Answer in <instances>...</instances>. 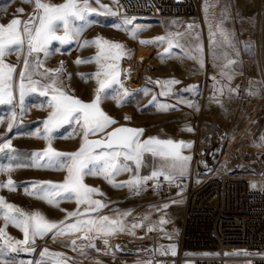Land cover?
Masks as SVG:
<instances>
[{
  "label": "rangeland",
  "instance_id": "1",
  "mask_svg": "<svg viewBox=\"0 0 264 264\" xmlns=\"http://www.w3.org/2000/svg\"><path fill=\"white\" fill-rule=\"evenodd\" d=\"M42 2L60 5L66 0ZM199 3L204 24L173 19H122L113 15L114 6L107 0H88L91 10L84 13L83 20H72L67 41H52L48 45L47 55L44 51L29 55L26 37L22 47L10 45L6 49L3 64L13 66L15 70L8 80L7 67L4 68L5 103H0V120L3 121L0 123V144L7 143L9 146L0 150V185H3L0 186V197L4 198V205L11 204L14 207L8 209L0 205V229H3V236H0V264H149L144 247H137L129 241L132 229L148 224H154L163 231L165 240L160 243L161 246L171 251L169 254H176L186 206V191L163 198L147 195L143 190L144 184L138 193L134 188L103 184L106 188L100 190L103 195L92 194L93 199L107 205L98 212H85L88 205H78L75 196L70 199L57 197L59 203L54 206L35 195L37 188H51L42 183L43 179L47 180L43 182H57L55 178H65L67 175L57 170L52 163L44 165L36 160L15 158L20 152L13 149L17 143L12 141V136L13 132L16 136L27 132L32 124V114L37 110L44 112L49 97L58 94L52 91L53 88L65 94H84L95 90L102 78L109 85L115 84L114 88L119 87L125 96L119 98L116 94L113 99L132 103L138 112L146 109L148 115L156 116L152 120L157 122L159 129L161 126L165 129L168 125V129L175 135L178 132L186 135L191 144V160L197 129L201 127L202 130H208L216 126L226 136L214 175L228 174L247 178L251 187L264 188L263 0H199ZM20 8L24 9L23 13L17 11ZM33 14L34 3L0 0V24L6 26L13 18L19 19L21 24L18 29L22 36L24 24ZM220 29L224 30L227 40ZM56 35H64L63 24L60 22H57ZM97 37L101 38L99 45L85 44V41L91 42ZM157 37L164 39H155ZM105 40L119 43L123 47L112 48L111 43H104ZM139 44L152 48L155 57L153 54L151 56L156 64L151 80L148 81L150 85L139 89V92H131L121 82L123 60H142L146 52L137 53L140 50L137 48ZM72 53L75 56L71 58ZM97 56L99 62L93 59L91 62L76 63L77 60ZM25 58L28 60L27 70L24 68ZM55 69L59 71H49ZM98 71L101 75L96 77ZM21 72L25 73L23 102L20 100ZM113 72L116 73L115 81L110 82ZM157 80H176L179 83L162 88L156 84ZM31 88H35V91H31ZM9 92L11 102H8ZM43 92H47V95H42ZM162 92L166 94L161 95ZM9 123L13 125L10 131ZM28 178H36L35 187L34 182L25 181ZM9 180L12 185H8ZM84 184L92 187V184ZM165 204L168 207L165 208ZM17 209L27 216L39 212L45 220L56 222L58 228H66L77 219H98L106 215L121 221L125 230L104 235L97 233L94 228L88 231V227L82 225L80 231L58 236L66 240L63 242L51 241L56 231L53 229L42 238L35 237L34 243L29 241L27 244H17L16 241L24 240L23 232L11 220L4 219L5 213L23 219ZM74 211H78L77 216L67 217V213ZM125 212L130 214L121 215ZM161 219L167 222L161 224ZM61 221L64 223H59ZM133 224L141 226L133 228ZM84 236L90 239L83 240ZM98 238L110 241L114 253L109 250V254L107 251H99L95 244ZM71 240H76L75 250ZM12 247L17 250L12 251ZM128 247L130 250H125ZM44 249L48 251L44 252ZM139 250H143V254H137Z\"/></svg>",
  "mask_w": 264,
  "mask_h": 264
},
{
  "label": "snow or ice",
  "instance_id": "2",
  "mask_svg": "<svg viewBox=\"0 0 264 264\" xmlns=\"http://www.w3.org/2000/svg\"><path fill=\"white\" fill-rule=\"evenodd\" d=\"M23 3H34V14L30 15L28 21L24 24L23 27V36L21 35L18 26L21 24V21L17 18H13L8 25L0 24V103H5L4 91H5V73L4 68L7 67L8 76L7 79H11V73L14 72V67L11 65L5 66L3 64V57L5 55L6 49L10 45H16L18 48L22 47L26 37L27 45L29 50V55L33 52L44 51L47 55L48 45L54 41L58 40L61 42L67 41L69 37L70 25L72 20H83L84 13L90 11L88 0H66L65 3L60 5H53L49 3H43L42 0H22ZM99 2V0H97ZM205 10H207V5ZM20 13H23L24 9L20 8L17 10ZM38 20V25L36 21ZM57 22L63 24L64 35L58 36L57 32ZM192 27V25H189ZM222 34L224 33L223 29H220ZM227 40V36L225 34ZM155 39L163 40L164 37H157ZM101 38L97 37L94 41H85V44L95 43L99 45ZM105 44L111 42L104 41ZM141 43H147V41H141ZM111 47L115 49H121L123 46L119 43H111ZM117 59L119 54H117ZM93 59L99 62V56L94 58H88L87 60H77L76 63H85L91 62ZM232 63V61H229ZM114 67V66H112ZM24 68H28V60H24ZM49 71H59V69L49 70ZM101 72L95 73L96 77H99ZM108 75V73H105ZM112 81H115L116 73L112 74ZM21 84H20V100L23 102L25 95V73H20ZM84 78V77H82ZM31 80V77H28ZM230 79V77H229ZM99 88L96 90L95 98L90 103H84L79 99H76L72 96L66 95L63 91L53 88V92H58V95L52 96L51 104L53 111L50 113L47 120L44 121L45 129L47 132L51 131V128L69 122L70 118L83 120L84 125V143L81 147L74 153H62L55 151L48 147L44 155H49L54 157H67V162L58 161L60 169L66 168L68 175L65 177L63 182H42L48 184L51 188H37L35 195L38 198L47 201L50 205L57 206L59 201L57 197L62 198H71L75 196L76 202L78 205L87 204L88 208L85 209V212H98L101 208L106 207L107 205L102 203L100 200L92 198V194L99 193V189L90 187L83 183V176L85 174H100L114 187H124L128 186L130 189H135L137 193L140 190L141 182L147 183L149 180H153L159 176H163L166 181L172 182L177 178V176L183 177L187 169V162L191 160L190 156L181 155L179 149L181 147H190V143L184 141H173L171 139L161 140L157 137H149L146 140L141 141L139 139L140 135L143 133V129H131V128H117L112 132L107 133V137L104 140H95L89 141L87 139L88 135L104 132L108 125L114 124L115 120L109 117L104 113L100 107L99 102L101 99L100 93L105 88V81H98ZM179 83L176 80H167L160 81L157 80L156 84L160 85L162 88L167 87L172 84ZM10 87V85H8ZM46 87H51L47 85ZM195 87V86H192ZM31 91H35V88H31ZM190 89H185L184 91H189ZM42 95H47V92L41 93ZM166 94L162 92L161 95ZM9 101L11 102V92L8 93ZM153 97V101H155ZM15 116V113H13ZM128 119V117H125ZM0 123H3L0 120ZM13 125L9 123V131L12 129ZM191 131V129H188ZM264 139V138H262ZM9 144H0V150H3L5 147H8ZM97 148H102L103 150L96 152ZM145 153H150L152 156L160 157L163 163L160 166L159 170H153L150 176L144 177H134L129 181H124L119 184L114 183L113 175L118 174L120 171H130V167L127 163L121 164L118 166V160L120 157H123L124 161L134 162L136 170L138 171L143 163V157ZM35 155L39 156V153ZM102 162V163H101ZM100 165L97 167V165ZM92 165V168L89 166ZM85 169H88V173L85 172ZM166 169L167 171H165ZM59 170V169H58ZM8 185H12V181H8ZM3 186V185H0ZM36 182H34V187ZM255 186V185H254ZM27 192V189H26ZM67 194V196H65ZM0 205H4V198L0 197ZM8 209H12L14 206L11 204L4 205ZM164 207H168L167 204ZM20 212L19 209H17ZM62 211H66L63 210ZM130 213L125 212L121 215L127 216ZM23 219H17L15 216H9L7 213L4 215L5 221L11 220L17 228H20L24 234L23 241H16L17 244H27L29 241L32 243L35 242V237H43L46 233L52 232L53 229H56L53 232V238L56 236L65 235L67 232L80 231L81 226H87L88 231H92L93 228L97 233H103L104 235H111L117 231H124V226L121 221L110 219L109 216H101L97 218H90L87 220L77 219L75 223L68 224L66 228H58L56 222H49L44 219V217L39 213L35 212L31 216H27L25 213L20 212ZM78 215V211L67 213V217H75ZM83 215V213H80ZM147 219V217H145ZM167 221L161 219L160 223H166ZM63 224L64 222H59ZM7 226V225H5ZM141 225L133 224L132 227H139ZM152 228H149V231H152ZM0 236H3V229H0ZM83 239H90L88 236L82 237ZM104 244L107 245L108 241L104 240ZM73 250H75L76 240L71 241ZM90 246L95 247L94 244ZM11 247V245H10ZM15 247H12V251H16ZM27 250V249H25ZM47 249H44V252H47ZM43 255V253H42ZM56 255H61L57 253Z\"/></svg>",
  "mask_w": 264,
  "mask_h": 264
},
{
  "label": "built area",
  "instance_id": "3",
  "mask_svg": "<svg viewBox=\"0 0 264 264\" xmlns=\"http://www.w3.org/2000/svg\"><path fill=\"white\" fill-rule=\"evenodd\" d=\"M107 1L113 4V15L118 18L204 24L199 0ZM225 136L216 126L208 130L199 127L186 180L169 182L157 177L145 184L147 195L163 198L186 191L174 256L161 246L165 235L154 224L131 230L129 241L144 247L149 264H264V188L251 187L247 178L214 175Z\"/></svg>",
  "mask_w": 264,
  "mask_h": 264
},
{
  "label": "crops",
  "instance_id": "4",
  "mask_svg": "<svg viewBox=\"0 0 264 264\" xmlns=\"http://www.w3.org/2000/svg\"><path fill=\"white\" fill-rule=\"evenodd\" d=\"M140 50L137 52L139 54L142 53V51H145L146 55H152L155 57L152 48L147 47L143 44H139L138 47ZM143 57V58H144ZM142 58V57H141ZM142 58V59H143ZM141 60V59H140ZM139 60V61H140ZM139 61L134 60H123V67L126 62H133L138 63ZM159 62V61H158ZM160 66V63H159ZM158 66V68H159ZM157 68V69H158ZM101 81H104L102 78ZM96 89L93 90L90 93H66V95L72 96L76 99H79L80 101L84 103H90L93 101L96 95V90L99 88V83H97V86H95ZM115 84L109 85V83H106L105 88L101 91L100 96V102L99 107L100 109L106 113L109 117L113 118L115 120L114 124L108 125L104 132L96 133V134H89L87 139L89 141H95V140H104L107 137V133L112 132L114 129L117 128H131V129H143V133L140 135L139 139L141 141L146 140L149 137H157L161 140H167L171 139L173 141L179 142L184 141L186 143H190L188 137L184 135L182 132L176 133V135L173 133V131L169 130L168 128L170 126L166 125L165 129L161 126L159 129L157 122L153 121L152 118H156V116L148 115L146 112V109L138 112L135 110L132 103H129L127 101L122 100H115L112 97L114 95L125 96V92L121 91L119 87L114 88ZM133 92V91H131ZM139 92V91H137ZM58 95V94H56ZM133 95V94H132ZM132 95H129V97H133ZM50 96V95H48ZM51 95L46 102L45 110L44 112L41 110H37V112H34L31 116L32 124L29 126L27 132L19 133V139L16 137V133L12 136V141L16 142L17 144L13 146V149H15L17 152H20V155L14 156L15 158H23L25 160H36L39 164H51L58 170H61L66 174L64 169H60V165L58 161H64L67 162V157H54L49 155H44L45 151L48 149L49 146H51L52 149L55 151H59L62 153H74L76 152L81 145L84 143V125L83 120L79 119V122H77V119L70 118L69 122L62 123L59 125H56L51 128L50 132H47L45 129L44 121L48 119L50 113L53 111V108L51 107V104L54 103L52 101ZM46 97V96H45ZM148 107V106H147ZM125 117H128V119H125ZM26 130V129H25ZM21 143V145L19 144ZM191 145V144H190ZM103 150L102 148H97L96 152H99ZM181 155L184 156H190L191 157V148L190 147H181L179 149ZM36 153H39V156L35 155ZM102 163V162H101ZM127 163L130 167V171H120L118 174L113 175V181L114 183H121L124 181H129L133 179L134 177H144V176H150L151 172L153 170H159L161 164L163 161L160 157L152 156L150 153H145L143 157V163L140 167V169L137 171L134 162L131 161H124L123 157H120L118 160V166L121 164ZM100 165L98 164L97 167ZM93 166L90 165L89 168H92ZM167 171L166 169H164ZM88 169H85V172L88 173ZM189 173V161L187 162V169L185 171V174L183 177L177 176L175 180H180L183 178H186ZM161 177V176H159ZM163 177V176H162ZM36 178L33 179H26V182H35ZM65 178H59L54 179V181L57 182H63ZM43 181H47L46 179H43ZM83 183H89L92 184V187L97 188L101 191L105 190L106 188L103 186V184H110L103 175L100 174H85L83 176ZM145 185V183L141 182V185ZM121 188L129 189L128 186H124Z\"/></svg>",
  "mask_w": 264,
  "mask_h": 264
},
{
  "label": "bare ground",
  "instance_id": "5",
  "mask_svg": "<svg viewBox=\"0 0 264 264\" xmlns=\"http://www.w3.org/2000/svg\"><path fill=\"white\" fill-rule=\"evenodd\" d=\"M262 10L264 12V0L262 3ZM150 20H157V19H150ZM155 64H156L155 59L150 55L145 56L138 63L126 62L123 67V74H122V79H121L122 85L129 91H138L139 89L149 86L150 83L148 81L151 80V73L153 72V70H155L154 68ZM104 240L105 239H100V238L95 239V244L99 248V251L103 250V251H107L108 253V250H109L112 253H114V248L112 246V243L107 240L108 244L105 245ZM51 241L57 243V242H63L66 240L64 238L56 236L55 238L52 237ZM125 250H130V249L128 247V248H125ZM136 253L143 254V250L136 251ZM170 255L174 256L172 254ZM247 262L249 263V261Z\"/></svg>",
  "mask_w": 264,
  "mask_h": 264
}]
</instances>
